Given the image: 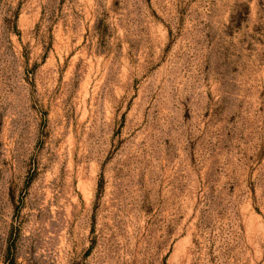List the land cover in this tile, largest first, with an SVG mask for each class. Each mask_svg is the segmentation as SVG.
Listing matches in <instances>:
<instances>
[{"label": "rangeland", "instance_id": "rangeland-1", "mask_svg": "<svg viewBox=\"0 0 264 264\" xmlns=\"http://www.w3.org/2000/svg\"><path fill=\"white\" fill-rule=\"evenodd\" d=\"M11 242L264 264V0H0V264Z\"/></svg>", "mask_w": 264, "mask_h": 264}, {"label": "trees", "instance_id": "trees-1", "mask_svg": "<svg viewBox=\"0 0 264 264\" xmlns=\"http://www.w3.org/2000/svg\"><path fill=\"white\" fill-rule=\"evenodd\" d=\"M12 236H13V233H12ZM13 249H14L13 243L11 242L8 246V255L12 257V259L8 260L9 264H14V262H15V258L12 256Z\"/></svg>", "mask_w": 264, "mask_h": 264}]
</instances>
